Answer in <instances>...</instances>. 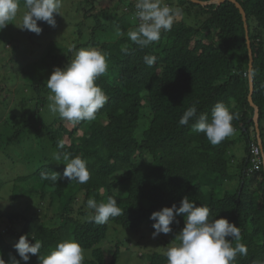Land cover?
<instances>
[{"label":"trees","instance_id":"trees-1","mask_svg":"<svg viewBox=\"0 0 264 264\" xmlns=\"http://www.w3.org/2000/svg\"><path fill=\"white\" fill-rule=\"evenodd\" d=\"M67 1L62 0L61 10L67 15L66 28L74 29L71 36L77 35L74 46L54 41L52 35L47 42L31 39L37 44L30 54L35 59L22 67L17 76L21 78V89L27 87L32 99L23 94L22 102L17 104L19 111L11 115L6 114L10 100L7 83L14 77L0 75V117L9 118L6 124L14 129L12 142L33 133L44 151L43 159L37 162H21L24 166L36 164L37 169L17 176L12 200H44L50 196V209L53 202L58 205L55 212L50 211V217L31 215L32 212L0 215V255L6 264L10 256L25 264L14 247L21 236H27L29 243L41 241V255L49 254L64 240L74 239L83 249V264H119L122 248L132 245L144 252L148 264H167L164 253L184 227V214L175 217L170 225L172 233H161L156 238H152L155 221L150 216L173 204L179 207L185 196L198 207L207 206L211 218H225L241 229V243L248 252L246 256L238 254L234 264H264V159L257 163L253 154L260 145L264 151V0H236L247 18L253 57L252 101L259 110L258 130L248 100L250 58L246 31L240 9L234 3L227 0L219 6H202L176 0V10L185 19L173 23L170 31H162L160 40L141 48L126 35L139 23L135 17L136 0H117L118 6L112 10L99 9L98 0H71L66 6ZM19 3V10L24 13V0ZM107 18L114 25L107 24ZM15 24L13 20L7 26ZM20 27L17 24L16 32L22 31ZM111 27L119 28L124 35L105 40L103 35ZM124 45L127 54L121 51ZM91 47L107 54L108 70L96 80L107 95V102L92 121L68 127L59 119L47 120L44 108L49 104L46 97L51 94L46 86L50 75L74 59V48ZM145 55L156 57L153 66L145 64ZM218 102L233 114V133H239L245 143L244 158L237 165L232 154L236 141L230 136L212 145L204 133L191 130L194 120L186 126L179 125L181 116L193 104L197 113L206 114L210 122ZM143 109H149L148 119L142 120ZM65 140L69 145L58 149ZM6 146L11 147L0 146V152L14 167L19 162ZM57 151L86 161L90 173L87 183L63 177L65 162L53 158ZM41 172H56L60 178L57 183L42 180ZM81 195L84 204L76 211ZM109 197L117 200L122 214L105 224L90 222L87 217L92 210L87 209V200L100 203ZM144 226L148 230L144 245L134 239H118L114 251L104 248L106 242L120 236L121 230L137 234ZM232 243L234 247L235 241ZM29 256L27 264H38V256Z\"/></svg>","mask_w":264,"mask_h":264},{"label":"clouds","instance_id":"clouds-1","mask_svg":"<svg viewBox=\"0 0 264 264\" xmlns=\"http://www.w3.org/2000/svg\"><path fill=\"white\" fill-rule=\"evenodd\" d=\"M23 6L26 11L23 13L19 29L40 35L42 29L38 27L37 22L44 21L55 27L54 14L60 15L62 0H24ZM169 6L162 4L161 0H136L135 17L139 23L134 30L126 33L127 37L141 48L160 40L161 32L170 31L174 17L179 15L178 9L173 10ZM19 9V0H0V30L16 18ZM116 35L123 36L124 33L117 28ZM121 51L127 54V45L122 46ZM73 54L74 59L66 67L54 69L46 86L51 92L48 97L49 111L58 114L62 120L76 125L81 121L94 120L98 110L107 102L108 97L96 84V80L106 74L108 63L107 54L96 47L74 48ZM144 62L151 67L156 62V57L145 55ZM233 119V114L223 103L215 104L210 122L206 114L197 113V107L193 104L183 113L179 125L186 126L189 121L194 120L191 130L204 133L212 145H217L233 134ZM63 147L64 143L61 141L58 149ZM259 150L264 159V151L261 147ZM53 158L57 161L63 159L65 162L63 177L69 181L85 184L90 179L86 161L80 156L70 157L66 152L57 151L53 153ZM40 178L57 183L60 174L41 172ZM86 207L92 210L88 219L95 224H105L110 218L122 214L117 200L112 197H109L107 202L100 203L95 199H88ZM180 214H184V227L175 235V242L166 248L164 255L167 264H234L238 254L247 255L248 249L241 243L239 227L225 218H211L207 206L198 207L187 196L181 200L179 207L173 204L171 207H164L152 213L150 219L155 221L152 225L155 230L152 233L153 238L161 233H172L170 225ZM233 241H235L234 247ZM14 247L25 264L30 259L29 254L38 256V264H83L84 261L83 249L74 239L58 243L47 255L40 254L41 241L35 240L34 243H29L27 236H21ZM0 264H6L2 255H0ZM8 264H20V260L10 256Z\"/></svg>","mask_w":264,"mask_h":264},{"label":"rangeland","instance_id":"rangeland-1","mask_svg":"<svg viewBox=\"0 0 264 264\" xmlns=\"http://www.w3.org/2000/svg\"><path fill=\"white\" fill-rule=\"evenodd\" d=\"M71 0L65 2L64 4L67 6L68 4H71ZM100 3L99 9L102 8H109L112 10L113 7L118 6L117 5V0H98ZM162 4L165 3H171L174 7L172 9L176 10L177 8V2L176 0H161ZM21 13H23L22 10H19L17 13L16 18L14 19L15 25L12 26H6L3 30H0V75L6 76L9 79L12 76L14 77V80L10 81L7 83L8 89L10 91V100L8 101V109L6 114L11 115L19 111L17 108V104L21 103V97L23 94H26V97H31V94L28 90L27 87L24 89H21V78H19L18 72L22 67H25L30 61H33L35 57L31 54L32 46H36L35 41L37 39H40L39 43L41 42H47L48 37L52 35L55 37L54 41L62 42L63 44L67 45L68 47H73V41L77 39V35L71 36V33L74 32V29H69L66 28L65 25V18L64 16H67L61 9H60V15L54 14V18H56V26L52 27L50 26L47 22L44 21H38V27L42 29V32L40 35H36L35 33H32L28 30H22L19 32H16V27L17 24L22 23V18H21ZM60 17V19H59ZM181 19H185L181 15H177L174 17V22H179ZM107 24L110 23L114 25V21L108 20L107 18ZM190 22H192V17L189 19ZM46 23V26H42L41 23ZM110 29H112L111 32ZM107 33H104L103 37H105V40H113L116 37V28H110ZM14 34V35H13ZM70 34V36H69ZM15 38V39H14ZM33 39V40H31ZM2 42V43H1ZM5 45L4 43H7ZM30 48H29V46ZM37 47V46H36ZM35 47V48H36ZM12 49L14 50V56L11 55ZM20 49V50H19ZM16 56L18 58H16ZM26 57L28 59H26ZM15 58V61L13 60ZM19 60V61H18ZM3 66H8V69H3ZM5 82L6 81H2ZM20 90V91H19ZM18 91V93H17ZM51 95V94H50ZM49 95L46 97L48 99ZM35 99V98H33ZM49 101V100H48ZM50 103V101H49ZM29 105V104H28ZM28 108V106H26ZM45 109V118L47 120H50L51 122L54 119H59V122H62V124H66L68 127H71V123L68 121L62 120L58 114H53L49 111L48 105L44 108ZM149 109H143L142 110V120L148 119L149 116ZM11 117V116H10ZM7 117H0V146L3 147L5 145H10L6 146L7 149L12 150V154L15 156V159L18 160L19 164H16L14 167H12V162L6 158L5 154H2L0 152V155H2V158L0 157V181L3 183L2 186H0V215H4L5 213H22L26 215L28 212H32L34 214H40L43 215L41 217H50V211L55 212L54 209L58 207L57 203L53 202V207L50 209L51 201H50V196H48L44 200H37V199H19L17 201L12 200V195H13V189L15 186L14 180L17 178V176H22V175H28L30 172L36 171L37 167L36 164H32L31 166L28 165H21V162L27 161V160H33L37 162L38 160L43 159V149H41V146L38 147V143L36 139L34 138V134H28L27 136H22L20 138H17L14 142H12L13 139V132L14 129H12L7 122ZM29 132V131H28ZM141 133V132H140ZM230 138L234 139L236 141L235 147L232 149L233 150V157L236 165L240 162H242L244 158V151H245V143L244 141L239 137V133H233ZM24 140V141H20ZM19 141V142H18ZM17 142L19 146H22L21 149L17 147ZM25 142L27 143V147L24 148ZM65 145H69V141L65 140L64 141ZM47 148V147H46ZM48 150V148H47ZM43 152V153H42ZM49 153V150H48ZM47 153V154H48ZM10 156V155H9ZM16 160V161H17ZM53 164H56L55 160L51 161ZM0 182V183H1ZM233 186V185H232ZM237 187V185H234ZM234 189V188H233ZM117 193L118 190H117ZM84 204V196L81 195L79 202H77L75 209L76 211L79 209L80 205ZM89 217V215H88ZM87 217V219H88ZM6 229H3L4 231ZM122 233L120 234L119 237H114L110 241L106 242L103 246L107 250H113L115 249V243H117V240H126V239H134L133 241H140L142 245L145 244V241H143L144 237L148 236V230L144 226L139 233H134L132 231H126V230H121ZM136 234V235H134ZM153 238V237H152ZM162 238V236H161ZM159 239V238H158ZM136 247V246H135ZM129 248V249H128ZM127 249L122 248V254L119 259V264H148V261L146 260L144 252H140L138 249L134 248L133 245L129 246ZM138 248V247H137ZM124 251V255H123Z\"/></svg>","mask_w":264,"mask_h":264},{"label":"water","instance_id":"water-1","mask_svg":"<svg viewBox=\"0 0 264 264\" xmlns=\"http://www.w3.org/2000/svg\"><path fill=\"white\" fill-rule=\"evenodd\" d=\"M188 1H191L194 4H200L202 6H206L208 4H216V5L219 6V5H221L222 3H224L227 0H217V1L210 2V3L199 2L197 0H188ZM228 1L234 3L240 9V13H241V15L243 17V21H244V26H245V31H246L247 45H248V50H249V58H250V61H249V69H248V71H249L250 93H249L248 100H249L250 106L254 109V117H253V120H254L255 125L257 126V130H258V116H259L258 111L259 110H258V107L252 101V93H253V80H252L253 57H252V52H251L249 32H248V26H247V18H246V14H245L244 10L240 6V4H238L236 2V0H228ZM260 147L262 149V146L261 145H260Z\"/></svg>","mask_w":264,"mask_h":264},{"label":"built area","instance_id":"built-area-1","mask_svg":"<svg viewBox=\"0 0 264 264\" xmlns=\"http://www.w3.org/2000/svg\"><path fill=\"white\" fill-rule=\"evenodd\" d=\"M253 154L255 156L254 161L257 162V163H260L261 162V158H262V152L259 149H255Z\"/></svg>","mask_w":264,"mask_h":264}]
</instances>
